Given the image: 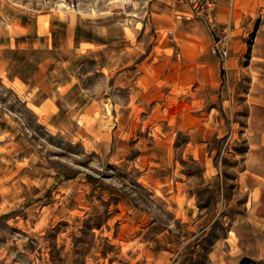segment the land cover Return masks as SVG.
Listing matches in <instances>:
<instances>
[{
    "label": "rangeland",
    "instance_id": "374dc122",
    "mask_svg": "<svg viewBox=\"0 0 264 264\" xmlns=\"http://www.w3.org/2000/svg\"><path fill=\"white\" fill-rule=\"evenodd\" d=\"M162 7L156 0H0V264H211L212 246L233 236L228 230L245 212L237 174L246 149L247 80L232 81L221 68L219 104L226 109L217 114L219 128L204 134L209 161L178 153L174 167L183 176L176 178L186 184L179 194L164 198L138 181V170L102 158L74 139L68 128L76 130L75 125L58 130L44 123L32 108L49 89L28 94L1 77L11 56L9 39L27 53L49 49L48 40L37 35L41 25L44 31H56L57 48L40 58L47 57L49 64L54 58L62 61L51 74L45 72L46 80L62 85L75 74L86 92L65 95V88L53 86L50 95L69 122L78 99L108 95L122 103L127 88L95 71L91 60L80 63L86 45H64V27L72 21L81 39L113 46L145 41L148 34L140 28L150 27V11ZM176 10L181 9L172 11L178 20ZM147 32L155 41L153 28ZM251 33L242 35L247 44ZM167 36L173 39L172 32ZM59 116L61 112L53 120ZM187 137L178 132L176 145L183 147ZM207 167L217 169V175L204 177ZM235 226L245 231V223Z\"/></svg>",
    "mask_w": 264,
    "mask_h": 264
},
{
    "label": "crops",
    "instance_id": "0c3cea01",
    "mask_svg": "<svg viewBox=\"0 0 264 264\" xmlns=\"http://www.w3.org/2000/svg\"><path fill=\"white\" fill-rule=\"evenodd\" d=\"M156 1L163 7L159 12L150 11V27L141 26L140 31L148 34L145 41L113 46L103 40L81 39L72 21L64 27V45L74 49L86 45L80 63L91 60L95 71L107 74L117 82L116 87L127 88V99L122 103L112 102L108 95L78 99L74 121L69 122L50 95L54 94L53 86L61 83L50 77L47 81L45 76L46 71L51 74L61 67L62 61L54 58L49 64L47 57L40 58L43 52L55 53L56 31H44L41 25L37 35L48 40L49 49H34L30 53L36 57L31 59L30 53L16 48L15 41L9 39L6 48L13 56L5 59L1 77L20 85L28 94L30 90L49 89L50 93L32 108L44 123L58 130L66 124L75 125L76 130L68 128L74 139L102 158L138 170V181L165 198L179 194L186 184L176 178L183 176L174 167L178 153L209 161L204 134L219 128L222 119L217 114L221 107L226 108L225 103L219 104L222 61L212 52L216 31L202 20H175L172 11L183 6L173 0ZM229 19L234 28L226 72L232 81H248L243 93L246 149L237 174L239 187L245 191V212L232 222L228 231L233 236L224 237L210 249L211 264H237L244 256L264 260V0H218L217 24L224 25ZM151 28L157 35L155 41L147 32ZM247 31L252 32L249 45L242 37ZM168 32L173 39L168 38ZM77 78L74 74L58 85L65 88V95L75 90L76 96L86 95ZM60 112L61 116L53 120ZM178 132L188 134L181 148L175 142ZM130 150L133 155L129 157ZM216 175L214 167H207L203 174ZM239 222L245 223L244 232L235 226Z\"/></svg>",
    "mask_w": 264,
    "mask_h": 264
},
{
    "label": "built area",
    "instance_id": "2783aa9c",
    "mask_svg": "<svg viewBox=\"0 0 264 264\" xmlns=\"http://www.w3.org/2000/svg\"><path fill=\"white\" fill-rule=\"evenodd\" d=\"M183 6V9L176 10L175 18L178 20L193 21L202 20L216 31L212 44V52L217 54L227 70L226 62L230 58V44L232 39L233 25L231 19L224 25H218L215 20V9L218 0H174Z\"/></svg>",
    "mask_w": 264,
    "mask_h": 264
},
{
    "label": "trees",
    "instance_id": "16d2710c",
    "mask_svg": "<svg viewBox=\"0 0 264 264\" xmlns=\"http://www.w3.org/2000/svg\"><path fill=\"white\" fill-rule=\"evenodd\" d=\"M252 36V33H251ZM251 40H248V45L250 44ZM238 264H264V260L261 259H253L247 256L240 258Z\"/></svg>",
    "mask_w": 264,
    "mask_h": 264
}]
</instances>
